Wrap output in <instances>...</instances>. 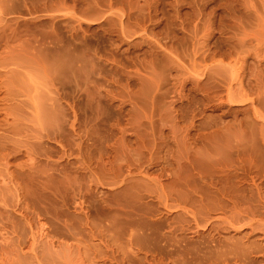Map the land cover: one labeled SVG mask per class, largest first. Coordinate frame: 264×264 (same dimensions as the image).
<instances>
[{
	"label": "rangeland",
	"instance_id": "rangeland-1",
	"mask_svg": "<svg viewBox=\"0 0 264 264\" xmlns=\"http://www.w3.org/2000/svg\"><path fill=\"white\" fill-rule=\"evenodd\" d=\"M262 203L264 0H0V264H264Z\"/></svg>",
	"mask_w": 264,
	"mask_h": 264
},
{
	"label": "bare ground",
	"instance_id": "bare-ground-1",
	"mask_svg": "<svg viewBox=\"0 0 264 264\" xmlns=\"http://www.w3.org/2000/svg\"><path fill=\"white\" fill-rule=\"evenodd\" d=\"M110 1H111V0H109V3H110ZM255 41H257V43H258V40H255ZM258 44H260V42H259ZM262 204H264V203H262ZM262 207H264V206H262ZM262 209H264V208H262ZM239 210H240V212L242 211L241 209H239ZM244 211H245V210H243L242 212H244ZM234 212H235L234 214L236 215V209H235ZM238 212H239V211H238ZM242 212H241V217H243V216H242ZM255 213H257V212H255ZM244 214H246V213L244 212ZM250 214H251V213H250ZM250 214H249V212H247V215L250 217V220H247V222L250 221V224L253 226V223H254V222L257 223V221L253 220L254 218H253L252 216H250ZM260 214H262V213H259L258 215H260ZM238 215H240V214H238ZM251 215H252V214H251ZM258 215H257V216H258ZM248 216H247V217H248ZM254 216L256 217V214H254ZM233 217H235V216H233ZM247 217L244 216L243 218H247ZM243 218H242V219H243ZM224 220H226V219H224ZM227 220H228V219H227ZM243 220H245V219H243ZM222 221H223V220H222ZM222 221H221V222H222ZM260 221H261V220H260ZM236 222H237V224H238L239 222H240V223L243 222V221H242V222L240 221V216H239V218H236V217H235V218H231V216H230L229 221H223V223H226V225H230V226H231V225H234ZM247 222H246V220L244 221V223H247ZM223 223H222V224H223ZM244 223H243V224H244ZM250 224H247V225L250 227ZM257 224H258V223H257ZM257 224H256V225H257ZM223 225H224V224H223ZM226 225H225V226H226ZM259 225H260V223H259L258 226H257V227H259V228L255 229V227H254V228H253V231H251V232H254V231L256 230V231H258V232L264 233V229H262ZM234 226H235V225H234ZM227 227H228V226H227ZM249 227H248V228H249ZM224 228H225V227H224ZM228 228H229V227H228ZM228 228H226V229H228ZM231 228H233L232 230H234V227L231 226ZM244 228H245V227H244ZM222 229H223V228H222ZM237 229H238V227H237ZM251 232H250V233H251ZM250 233H249V234H250ZM254 234H255V233H254ZM247 236H248V234H247ZM249 236H251V235H249ZM254 236H255V235H254ZM262 237H264V235H262ZM253 238H254V237H253ZM243 239H244V238H243ZM250 239H251V238H250ZM253 241H254V240H253ZM255 241H256V240H255ZM255 241H254V243L257 242V241L255 242ZM215 242H216V241H215ZM226 242H227V241H226ZM258 242H259V241H258ZM222 243H223V242H221V244H222ZM247 243H248V242H247ZM260 243H261V242H260ZM221 244H220V246H221ZM231 245L233 246L232 248H234L235 245H233V244H231ZM237 245H238V244H237ZM241 245H244V244H241ZM241 245H240V246H241ZM246 245L251 246L250 244H246ZM216 246H217V245H216ZM216 246H215V247H216ZM220 246H219V247H220ZM238 246H239V245H238ZM240 246H239V248H238L237 246H235V248H234L233 250H229L228 252H223V253H221V254L217 253V254H216V257H217L216 260L214 259L215 257H214V254L212 253L213 255H211L212 257H210V258L208 259V262H210V261H211L210 259L212 258V259L215 261V263H216V262L220 263V261H219L218 259H221V260H222L221 263H222V264H223V263L226 264L227 261H228L227 263H229V260H227V258H231L232 256H234V257H238V258H242V261H243V262L246 261V260H251L250 257H249L250 255H248L249 250H248V249H244V248H243L244 246H242V247H240ZM258 246H260L259 243H258ZM212 247H213V249H214V246H212ZM217 247H218V246H217ZM221 247H223V245H222ZM224 247H225V246H224ZM224 247H223V248H224ZM226 247L228 248L229 246L227 245ZM226 247H225V248H226ZM225 248H224V249H225ZM242 248H243L244 250H242ZM253 248H256V246H253ZM213 249H212V251L215 253L216 251H214ZM206 250H207V249H206ZM220 250H221V249H220ZM252 250H253V249H252ZM252 250L250 249V252H251ZM260 250H261V249H260ZM207 251H208V250H207ZM207 251H206V252H207ZM207 253H208V252H207ZM249 254H251V253H249ZM209 256H210V255H209ZM213 257H214V258H213ZM232 259H233V257H232ZM234 259H235V258H234ZM213 260H212L211 262H213ZM217 260H218V261H217ZM233 261H234V260H233ZM235 261H236V260H235ZM237 261L241 264V261H239V260H237ZM251 261H253V260H251ZM211 262H210V263H211ZM230 262H231V261H230ZM243 262H242V264H243ZM248 262H249V261H248ZM213 264H214V263H213ZM236 264H237V263H236ZM251 264H252V263H251Z\"/></svg>",
	"mask_w": 264,
	"mask_h": 264
}]
</instances>
